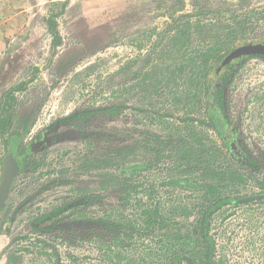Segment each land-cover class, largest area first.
<instances>
[{
  "label": "rangeland",
  "instance_id": "rangeland-1",
  "mask_svg": "<svg viewBox=\"0 0 264 264\" xmlns=\"http://www.w3.org/2000/svg\"><path fill=\"white\" fill-rule=\"evenodd\" d=\"M237 1L0 0V28L4 36L0 51V96L10 87L33 79L27 90L16 96L21 110L26 105L38 109L31 118L34 125L25 135L22 146H29L44 128L78 108L101 106L117 97L125 100L128 97L125 91L134 84L135 75L122 80L120 73L133 61L137 63L148 55L155 45L161 52L155 63L161 65L169 60L165 45H172L169 52L180 56L187 51L193 35H196V43L207 42L214 47L225 42L226 37L229 41H236V37L245 36L263 44L264 13L256 16V13H251V23H248L246 31L244 24L246 15L264 7V0ZM54 2L66 4L56 10L62 12L57 22L63 45L51 61L52 40L44 19ZM199 6L202 13L198 15L195 13ZM189 17L191 21L187 23ZM178 22L179 30H175ZM212 25L215 34L209 30ZM231 26L236 27L235 30ZM222 29H227V34ZM176 36L177 40L174 39ZM118 82L120 85L117 87ZM122 87L124 90L117 92ZM230 91L231 115L241 126L245 142L253 149L264 148V63L256 58L243 63L234 75ZM130 100L127 101L129 105L139 101L137 97ZM24 112L25 115L29 113L28 110ZM188 113L190 117L204 119L203 111L200 114L195 111ZM98 124L103 126L102 121ZM121 124H126L123 119L119 122ZM195 127L205 139L216 141L215 132L205 129L199 122ZM44 139L48 144L37 155L35 163L39 165L32 163L29 171L17 178L2 213L1 264H109L91 247H68L56 238L55 233L41 235L33 232L32 222L36 217L59 205L82 180L90 183L93 176V171L88 169L93 155L86 144L77 141L75 130L54 127ZM6 152V145L0 138V183L1 159ZM79 154H85L83 168L80 167L83 159L79 161ZM215 156L216 159L220 157L217 153ZM101 166L102 172L106 171ZM158 169L149 176L144 175V178L148 177L160 186L166 173L161 166ZM64 170L69 171L67 175L72 179L67 184L61 183L60 175ZM258 178L261 179L255 177ZM255 179L245 172H237L235 182L229 183L236 184L232 196L258 195L261 190ZM88 188L92 192L106 191L98 184H90ZM160 190H157L153 202L179 200L183 205L184 197L181 194L176 196L177 191L166 193ZM29 198V202L15 213ZM105 202L109 207L110 200ZM121 210L125 213L136 211L134 206L121 207ZM172 220L183 219L172 214ZM213 222L212 236L219 264H264V200L226 206L216 212ZM168 233V238H164L162 232L155 233L153 237L142 235V238L151 240L149 245L165 257L170 256L174 246L181 247L175 241V235L189 239V232L177 233L175 227H169ZM144 239H141L142 243ZM137 245L135 249L138 252L131 253L136 257L142 247L140 241ZM185 245L189 243L185 242ZM53 248L58 252V259Z\"/></svg>",
  "mask_w": 264,
  "mask_h": 264
},
{
  "label": "trees",
  "instance_id": "trees-1",
  "mask_svg": "<svg viewBox=\"0 0 264 264\" xmlns=\"http://www.w3.org/2000/svg\"><path fill=\"white\" fill-rule=\"evenodd\" d=\"M65 4L52 3L50 13L44 19L52 39V58L62 45L57 22L62 12L56 10ZM199 7L195 14L202 13ZM251 13L262 14L264 7L245 16L244 31L251 23ZM190 21L189 17L187 23ZM179 23L175 30H179ZM231 28L235 30L236 27ZM209 30L216 33L213 25ZM226 30L222 29V32L227 34ZM195 38L196 35L191 37L187 51L180 56L169 52L172 45H163L169 60L161 65L155 63L161 54L155 44L148 55L128 65L120 77L126 80L134 74L135 82L125 91L128 96L125 100L117 97L101 106L80 108L59 121L70 123L78 132L77 141L86 144L93 155L88 164L93 176L90 183L82 180L59 205L36 217L32 222L33 232L55 233L56 238L68 247H91L109 264H219L212 236L216 212L229 205L264 200V148L255 151L240 136L241 140L238 139L239 123H235L231 115L230 91L233 75L243 61L246 58L264 61V55H236V48L254 42L245 36L236 37V41L226 37L217 47L207 42L196 43ZM174 39L177 40V36ZM32 81L12 86L0 96V138L7 152L18 153L26 172L30 166L29 158L37 149L21 148V145L38 109L29 105L21 110L16 94L27 90ZM124 88H118L117 92ZM131 97H137L139 101L127 104ZM25 110L30 112L25 115ZM194 111L197 114L203 111L204 119L190 117L188 112ZM122 119L126 123L123 126L119 125ZM100 121L103 126L98 124ZM196 122L215 132L216 141L205 139L196 130ZM186 125L192 130L186 129ZM215 153L220 157L216 159ZM78 156L79 161L83 159L80 165L83 168L85 154ZM101 165L106 171L102 172ZM160 166L166 177L158 186L144 175L149 176ZM237 172H245L253 179L260 177L255 183L261 192L249 197L232 196L236 184L229 183L235 182ZM68 173V170L61 173L62 184L72 181ZM90 184H98L106 191L92 192L86 189ZM158 189L166 193L177 191L176 196L184 197L183 205L179 200L153 202ZM105 200H110L109 207ZM129 206L140 211L125 213L121 210V207ZM172 214L183 220H172ZM169 227L177 228V233L189 232V239L175 235V241L181 247L174 246L170 256L164 257L157 248L149 245L151 240L142 235L153 237L162 232L164 238H168ZM140 238L144 239L143 243ZM139 241L142 247L136 257L131 253L138 252L135 247ZM41 243L48 246L44 241ZM53 250L58 259L57 250Z\"/></svg>",
  "mask_w": 264,
  "mask_h": 264
},
{
  "label": "water",
  "instance_id": "water-1",
  "mask_svg": "<svg viewBox=\"0 0 264 264\" xmlns=\"http://www.w3.org/2000/svg\"><path fill=\"white\" fill-rule=\"evenodd\" d=\"M236 55H264V44H250L242 46L236 50ZM21 167L14 156V153L8 154L3 161V175L0 183V222L1 215L10 197L15 179L20 173ZM0 257V264H1Z\"/></svg>",
  "mask_w": 264,
  "mask_h": 264
},
{
  "label": "flooded vegetation",
  "instance_id": "flooded-vegetation-1",
  "mask_svg": "<svg viewBox=\"0 0 264 264\" xmlns=\"http://www.w3.org/2000/svg\"><path fill=\"white\" fill-rule=\"evenodd\" d=\"M59 25V24H58ZM61 34V33H60ZM62 36V35H61ZM52 40V39H51ZM250 44H262V43H260V42H251V43H248V44H245V45H242V46H247V45H250ZM264 44V43H263ZM62 45H63V38H62ZM61 45V46H62ZM242 46H240V47H242ZM240 47H238V48H240ZM59 48L60 47H58V54H59ZM238 48H236V49H238ZM57 54V55H58ZM57 55L55 56V57H57ZM55 57H51V61H53L54 59H55ZM248 59H250V58H246L244 61H243V63H245ZM256 59H258V58H256ZM259 60H261V59H259ZM263 63H264V61L263 60H261ZM235 63H236V61H234ZM242 63V64H243ZM238 69L239 68H237V70H236V72L238 71ZM235 72V73H236ZM235 75V74H234ZM234 75H233V77H234ZM26 91V90H25ZM20 104V103H19ZM27 107H29V105H26ZM26 106H22L23 108H25ZM32 108H33V105H30ZM82 108H85V107H82ZM78 109H80V108H78ZM78 109H76V110H74L73 112H71L70 114H68V115H66V116H64V117H62V118H60V119H58V120H55L50 126H47L46 128H44L40 133H38V135L36 136V138H34V140H33V142H30L29 143V146H22L23 145V141H22V145H21V148L23 147H27V148H36L37 149V152H36V154L35 155H33V156H31L30 158H29V165L31 166V164L33 163V164H35V160H36V158H37V155L38 154H40L43 150H44V148H45V146L48 144V140H46V139H44V136H45V134H47L49 131H51V130H53L54 129V127H70L71 128V130H75L72 126H70V123H60L59 121L60 120H62V119H64V118H66V117H68V116H70L72 113H74V112H76ZM30 112V111H29ZM37 112V111H36ZM35 123V122H34ZM54 124H56V125H54ZM33 123H32V125H31V127H30V129H29V132H30V130L32 129V127H33ZM29 132H27V134L29 133ZM77 132V131H76ZM77 134H78V132H77ZM237 135H238V139L239 140H241V139H243L244 140V137H243V133H242V129H241V126L239 125V129H238V131H237V133H236ZM241 137V139H240V137ZM25 137L26 136H24V138H23V140L25 139ZM245 141V140H244ZM80 142V141H79ZM246 143V142H245ZM247 144V143H246ZM250 147V146H249ZM21 148H19V150L21 149ZM251 148V147H250ZM251 149H253V148H251ZM253 150H255L256 151V149H253ZM8 151V150H7ZM11 152V151H10ZM10 152H6V156L8 155V154H10ZM14 153V152H13ZM6 156H4V158H3V160H2V175H3V161H4V159H5V157ZM14 156H15V158L17 159V161L19 162V164H20V167H21V170H20V173L18 174V176H17V178H19L20 176H24V174H26L27 172H26V170L24 171V169H23V165H22V163H23V161L22 160H20L21 158L18 156V153H14ZM35 157V158H34ZM34 159V160H33ZM37 165V162H36V164H35V166ZM30 166H29V169H30ZM17 178L15 179V181H14V184H13V187H12V190H13V188H14V186H15V184H16V180H17ZM1 180H2V176H1ZM53 182V181H52ZM12 190H11V193H12ZM11 195V194H10ZM10 198V197H9ZM9 200V199H8ZM8 202V201H7ZM6 205H7V203H6ZM5 208H6V206H5ZM5 208H4V210H5ZM18 209V208H17ZM4 210H3V212H4ZM2 212V213H3ZM1 223H2V215H1V222H0V235H1ZM0 257H1V253H0ZM194 264V263H193Z\"/></svg>",
  "mask_w": 264,
  "mask_h": 264
},
{
  "label": "crops",
  "instance_id": "crops-1",
  "mask_svg": "<svg viewBox=\"0 0 264 264\" xmlns=\"http://www.w3.org/2000/svg\"><path fill=\"white\" fill-rule=\"evenodd\" d=\"M2 28H0V51L1 49H3V45H4V36L2 34Z\"/></svg>",
  "mask_w": 264,
  "mask_h": 264
}]
</instances>
